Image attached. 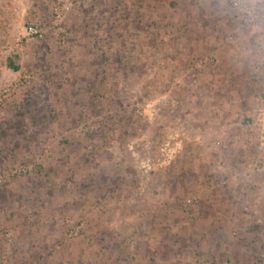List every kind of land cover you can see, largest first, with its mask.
Instances as JSON below:
<instances>
[{
    "label": "rangeland",
    "instance_id": "obj_1",
    "mask_svg": "<svg viewBox=\"0 0 264 264\" xmlns=\"http://www.w3.org/2000/svg\"><path fill=\"white\" fill-rule=\"evenodd\" d=\"M241 2L251 24L228 0H0V264H264V0Z\"/></svg>",
    "mask_w": 264,
    "mask_h": 264
},
{
    "label": "built area",
    "instance_id": "obj_2",
    "mask_svg": "<svg viewBox=\"0 0 264 264\" xmlns=\"http://www.w3.org/2000/svg\"><path fill=\"white\" fill-rule=\"evenodd\" d=\"M230 6L233 9L241 10V24L243 25H248L251 24L254 21L253 16L249 13L247 10V7L245 4L241 2V0H228ZM61 9L59 8H54V17L56 20L59 21L61 18ZM25 34L31 38L35 39H40L43 35V30L37 23H29L27 26L24 28ZM225 39L230 40L232 39L230 34H227L224 36ZM168 145V142H164L161 145L160 151L166 150V147Z\"/></svg>",
    "mask_w": 264,
    "mask_h": 264
},
{
    "label": "crops",
    "instance_id": "obj_3",
    "mask_svg": "<svg viewBox=\"0 0 264 264\" xmlns=\"http://www.w3.org/2000/svg\"><path fill=\"white\" fill-rule=\"evenodd\" d=\"M197 15L200 17V14H199V12L197 13ZM147 16V18L148 19H150V20H152L153 19V15L152 14H149V16H148V14L146 15ZM183 16V15H182ZM186 17V16H185ZM139 19H140V17H138ZM186 33L187 32H189V30L187 29L186 31H185ZM187 35H192L190 32L187 34ZM188 37V36H187ZM180 40V39H179ZM206 41H208V44L206 43ZM202 44H206L205 45V47L207 48V50L208 49H211L212 51H215L216 49H217V44H216V41H214V39H212V38H210V36L208 37V36H205V39L203 40V42H202ZM214 48H215V50H214ZM169 252V251H168ZM165 253H167L166 251L164 252V254ZM147 258H148V261L149 262H153V264L155 263V264H157L158 262H160V259H159V255H157V254H153V256L152 255H149V256H147ZM195 263V262H194Z\"/></svg>",
    "mask_w": 264,
    "mask_h": 264
},
{
    "label": "trees",
    "instance_id": "obj_4",
    "mask_svg": "<svg viewBox=\"0 0 264 264\" xmlns=\"http://www.w3.org/2000/svg\"><path fill=\"white\" fill-rule=\"evenodd\" d=\"M6 66H7L8 68H10V69H13V70L16 69V67H15V66H12L11 64H6Z\"/></svg>",
    "mask_w": 264,
    "mask_h": 264
}]
</instances>
